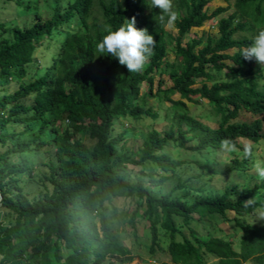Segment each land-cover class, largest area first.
<instances>
[{"label": "trees", "instance_id": "16d2710c", "mask_svg": "<svg viewBox=\"0 0 264 264\" xmlns=\"http://www.w3.org/2000/svg\"><path fill=\"white\" fill-rule=\"evenodd\" d=\"M11 1L28 21L0 16V264H100L108 255L126 256L130 249L116 231L126 222L136 240L137 217L147 251L168 256L138 264H207L209 258H215L210 264H264V220L254 223L256 209L264 208V180L232 177L253 162L243 157L242 142L264 149V66L240 55L264 28V0H224L209 12L207 0H173L180 14L175 35L160 22L159 9L149 7L151 0H99L100 20L89 19L93 0H67L62 7L57 0ZM132 16L156 38L137 73L97 56L95 48L106 26L115 30ZM214 17L215 35L202 44L201 36L182 41L191 26ZM50 39L53 47L40 63L35 52ZM169 44L172 60L166 59ZM147 96L168 100L176 115L162 129H147L134 150L112 129L119 117L155 118ZM201 98L212 120L188 110L185 101ZM224 138L237 148L217 171L227 179L220 192L193 184L199 172L176 174L189 162L201 165ZM168 142L197 158H173L162 150ZM40 153L45 158L35 161ZM31 181L35 191L25 188ZM117 196L131 202L117 209L110 202ZM251 198L254 205L245 207Z\"/></svg>", "mask_w": 264, "mask_h": 264}, {"label": "rangeland", "instance_id": "374dc122", "mask_svg": "<svg viewBox=\"0 0 264 264\" xmlns=\"http://www.w3.org/2000/svg\"><path fill=\"white\" fill-rule=\"evenodd\" d=\"M60 6H64L66 4L67 0H57ZM99 0H93L92 10L89 16V19L92 20H100V8L98 4ZM49 2V0H48ZM226 1L224 0H207L205 4L204 10L206 12H209L211 9H213L217 5H225ZM45 5V4H44ZM41 6V5H40ZM46 6V5H45ZM42 10L44 9L43 6H41ZM231 6L229 7V9ZM41 10V11H42ZM49 10V9H48ZM221 14H224L222 12ZM0 16L4 18L7 21L13 20L14 22H17L19 24H25L28 21V16L25 14H21L18 12V9H16V6L13 4L11 0L2 1L0 2ZM217 17V16H216ZM216 17L214 18H207L202 21V23L198 26H191L189 30L184 33L182 36V41L187 39L189 36H201L202 42H204V38L206 35H215L217 26H216ZM164 27L167 31H169L172 35L176 34V27L175 24L172 26H168L165 22ZM243 33V31H237L235 34ZM44 43H47V46H43L42 44L35 52V57L39 60L40 63H45L47 61V53L52 49L53 43L52 40L45 41ZM42 47V48H41ZM171 45H167V54L166 59L172 60L174 57L173 51L171 49ZM232 49H228L230 52ZM30 69H33L32 64H30ZM158 73L154 72V80L152 84V90L155 89V82L158 78ZM161 77L163 79V83L161 86H166L169 84V79L167 78V75L165 73L161 74ZM31 78V77H30ZM14 82H10L11 88L14 86ZM146 89V83L143 82L140 86V91H144ZM171 97H177V93L171 94ZM188 110L193 115L199 116L201 119L209 121L212 120V116L208 113L209 111V105L205 102L203 98H201L200 102L193 103L191 101H185ZM146 104H149L153 109H155L158 113V115L155 118H151L148 116L139 117L135 120L128 121L126 117H119L118 122L113 126L112 133H116L117 131L123 132V138L120 140L126 147H130L131 149H136L140 143H141V137L142 134L146 132L147 129L150 127H156L158 129L164 128L168 123L174 122V118L176 113L172 111L171 108H169L168 100H160L157 101V99L153 96H147L146 97ZM245 143V142H244ZM163 151L169 153L173 158L175 159H195L197 158V155H189L190 150L184 147L177 146L176 144L172 142H168L162 149ZM51 154V151L48 155ZM234 151L232 152H225L222 149H220L218 152L214 153H206V157L208 159L200 160L201 165H196L194 162H189L190 166L185 168H178L177 169V175L181 177H185L189 174L199 172V176L192 177L193 184H199L203 183L204 187L206 188V191L208 192H220L224 183L227 181L226 178H222L219 176V172L223 168H225L227 165L230 164V158L233 156ZM202 155V154H201ZM46 156V153H40L35 157V161H40L44 159ZM213 156V158H212ZM237 156H241V152H237ZM253 162L250 163L246 161L245 163V169L242 172V174H232V177L238 178V180H241L243 178H247L250 176H255L254 172V164L257 163H264V149L261 146H255L254 148V154L251 158ZM216 159L217 162H212L211 160ZM205 165L208 167V169H205ZM40 168H45L44 165H40ZM214 169L216 172H211V170ZM252 176V177H253ZM176 179V175H174L171 179L166 180L163 183V188L167 189L169 186H171ZM26 189L35 191L37 189V183L35 181L29 182L26 186ZM112 204L116 206L117 209L125 208L129 205L131 202V198L128 196H117L112 197L111 201ZM227 215L232 214V211H226ZM220 217L217 216L216 220H219ZM143 219L140 217H137L135 219V229H136V235L138 238L132 239L131 233H130V226L125 222V229L116 231L118 237L129 247L130 252L126 256H117V255H108L106 258L100 263V264H138L141 262L146 261H156L159 259H163L167 261L168 256L163 250H155L154 252H148L146 248V242L147 238L143 234L144 232V223ZM227 222H225L226 224ZM219 230H214V233H218ZM215 261V258H209L206 263L210 264ZM242 264H250V262H244Z\"/></svg>", "mask_w": 264, "mask_h": 264}, {"label": "clouds", "instance_id": "9594fccd", "mask_svg": "<svg viewBox=\"0 0 264 264\" xmlns=\"http://www.w3.org/2000/svg\"><path fill=\"white\" fill-rule=\"evenodd\" d=\"M151 8L159 9V20L168 26L174 25L180 14L174 8L173 0H151ZM167 18V19H166ZM105 35L96 43L97 56H110L118 60L119 64L125 66L129 73H137L143 70L144 66L153 54L156 38L149 33L147 28L136 26V17L124 18V21L113 30L111 25L104 29ZM240 55L245 60H255L264 66V28H260L252 38L251 43L240 50ZM242 154L245 159L251 158L254 154L255 145L252 142H242ZM236 143L229 138L221 141V149L225 152L236 150ZM254 172L260 180H264V163L254 164ZM245 207L254 205L253 198L243 202ZM256 219L264 220V208L256 209Z\"/></svg>", "mask_w": 264, "mask_h": 264}]
</instances>
